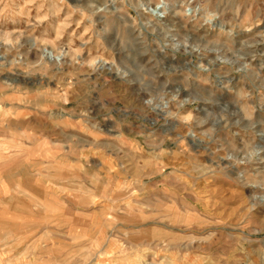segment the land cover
Returning a JSON list of instances; mask_svg holds the SVG:
<instances>
[{"label": "rangeland", "instance_id": "rangeland-1", "mask_svg": "<svg viewBox=\"0 0 264 264\" xmlns=\"http://www.w3.org/2000/svg\"><path fill=\"white\" fill-rule=\"evenodd\" d=\"M195 1L0 0V264H264V0Z\"/></svg>", "mask_w": 264, "mask_h": 264}, {"label": "bare ground", "instance_id": "bare-ground-1", "mask_svg": "<svg viewBox=\"0 0 264 264\" xmlns=\"http://www.w3.org/2000/svg\"><path fill=\"white\" fill-rule=\"evenodd\" d=\"M184 2V1H183ZM186 3H188V5L193 9V10H197L198 6H197V2L195 0H185ZM197 6V8H195ZM105 7V6H104ZM109 8V7H108ZM102 9V8H101ZM225 17V16H224ZM228 18V17H227ZM225 19V18H224ZM220 22H223V20H220ZM186 42L184 41H180L181 44L186 48V51H184L183 55H192L194 58L196 59H200V60H203V61H207V60H212V62H210V65L213 67V64L216 63V59H218L217 57H211L209 53H218L219 54L221 53L220 50L221 49H216V48H208L207 46H204L202 47V44L201 42L199 41H194V43H192L194 45V47L196 48H191V47H186L189 43V41L186 39L185 40ZM203 43V42H202ZM174 45V44H173ZM187 48H189V51L187 50ZM244 57V58H247V57H250L249 54L245 53V52H242L240 55H237V57ZM172 62V61H171ZM177 67V66H176ZM174 69V68H173ZM124 74V73H123ZM125 76L128 75L127 73L124 74ZM123 75V76H124ZM213 75V74H212ZM156 109L160 110L161 111V107H157ZM199 129V128H198ZM201 142V140H198ZM263 198V197H262ZM261 198V199H262Z\"/></svg>", "mask_w": 264, "mask_h": 264}, {"label": "crops", "instance_id": "crops-1", "mask_svg": "<svg viewBox=\"0 0 264 264\" xmlns=\"http://www.w3.org/2000/svg\"><path fill=\"white\" fill-rule=\"evenodd\" d=\"M26 115H24V117H25ZM23 116H22V118H24ZM19 118V117H18ZM26 118V117H25ZM63 145V144H62ZM59 146H60V148H59ZM20 147L21 146H15V145H12L11 143L10 144H7L6 145V147L5 148H3V150H5L6 152H9V155L8 156H10V157H15V156H17V154H19V151L21 150L20 149ZM17 148V149H16ZM69 149V148H68ZM58 150H65V148L64 147H62L61 145H52V146H50L49 148H48V151L49 152H52L53 153V151H58ZM22 151V150H21ZM25 151H28V149L27 150H25ZM11 166V165H10ZM10 170H9V174H14V176L15 177H17V176H22L23 178H21L22 179V181H23V185H26V178H25V176L24 175H26V174H28V172L26 171L27 169H26V167L24 166V168H22L21 170L22 171H19L18 173H16L15 172V169H20V166L18 165L17 167H14V166H12V167H10L9 168ZM34 171H36V170H34ZM9 178H11V177H9ZM30 184V183H29ZM36 184H35V182L33 183V187L36 189ZM35 191V190H34ZM38 191H40L39 190V188H38ZM34 193H36V192H34ZM33 193V194H34ZM37 195L38 196H40L39 195V192H37ZM40 198V197H39Z\"/></svg>", "mask_w": 264, "mask_h": 264}]
</instances>
